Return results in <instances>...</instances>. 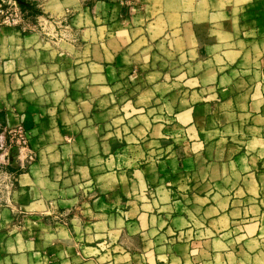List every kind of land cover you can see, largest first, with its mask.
I'll list each match as a JSON object with an SVG mask.
<instances>
[{
	"label": "crops",
	"instance_id": "1",
	"mask_svg": "<svg viewBox=\"0 0 264 264\" xmlns=\"http://www.w3.org/2000/svg\"><path fill=\"white\" fill-rule=\"evenodd\" d=\"M35 1L0 24V158L33 153L0 264H264V0Z\"/></svg>",
	"mask_w": 264,
	"mask_h": 264
},
{
	"label": "rangeland",
	"instance_id": "2",
	"mask_svg": "<svg viewBox=\"0 0 264 264\" xmlns=\"http://www.w3.org/2000/svg\"><path fill=\"white\" fill-rule=\"evenodd\" d=\"M7 1V0H4ZM2 3L3 8H7V6L9 7L10 5H7L6 2ZM37 2V1H35ZM22 4V3H21ZM20 4V7H21ZM26 7V5H25ZM37 9V7H36ZM39 11V10H38ZM31 16V14L27 13L26 14V20L27 17ZM2 17L0 16V21H1ZM1 24V23H0ZM20 125V124H18ZM23 128L24 126L21 125ZM17 127V125L13 128V130L11 131V137L9 138V149L14 151V152H9V150L6 152V154L4 155L5 157H1L0 158V200H4L3 202H5V204H7L8 199L11 198V194H12V189H13V185L12 183L15 181V171H13V169L15 167H17V165L19 166L22 161H23V166H25L28 162L25 161L27 154L29 152V150L27 149L29 146V141L25 143L21 142L18 140V136L16 135L14 129ZM25 131V129H24ZM28 137V136H27ZM5 149V148H4ZM13 157H12V155ZM16 157V159H15Z\"/></svg>",
	"mask_w": 264,
	"mask_h": 264
},
{
	"label": "built area",
	"instance_id": "3",
	"mask_svg": "<svg viewBox=\"0 0 264 264\" xmlns=\"http://www.w3.org/2000/svg\"><path fill=\"white\" fill-rule=\"evenodd\" d=\"M4 1V0H3ZM124 4L127 6V12L131 13L132 7L138 4V0H122ZM7 5H10L7 8H3L2 4L0 3V16L2 17L0 23L5 24H24L26 22V14L34 12L37 7V3L35 0H7L4 1ZM26 4L25 9H21V3ZM37 18V17H36ZM40 27L43 29V23L40 22ZM16 135L18 136V140L25 143L28 141V137L24 128L21 125H17L14 129ZM33 159V153L31 151L28 152L27 157L25 159L26 162H29Z\"/></svg>",
	"mask_w": 264,
	"mask_h": 264
}]
</instances>
